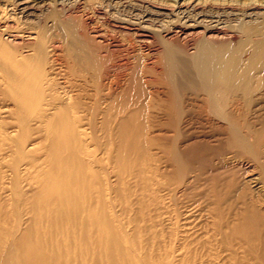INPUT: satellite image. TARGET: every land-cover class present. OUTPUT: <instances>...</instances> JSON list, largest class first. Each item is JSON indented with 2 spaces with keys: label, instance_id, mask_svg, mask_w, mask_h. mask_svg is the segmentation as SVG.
Segmentation results:
<instances>
[{
  "label": "bare ground",
  "instance_id": "6f19581e",
  "mask_svg": "<svg viewBox=\"0 0 264 264\" xmlns=\"http://www.w3.org/2000/svg\"><path fill=\"white\" fill-rule=\"evenodd\" d=\"M109 1L139 43L165 35L153 81L98 77L66 24L56 54L58 21L22 45L0 26V264H264V2Z\"/></svg>",
  "mask_w": 264,
  "mask_h": 264
},
{
  "label": "rangeland",
  "instance_id": "374dc122",
  "mask_svg": "<svg viewBox=\"0 0 264 264\" xmlns=\"http://www.w3.org/2000/svg\"><path fill=\"white\" fill-rule=\"evenodd\" d=\"M19 1L20 0H14V2H13V0H10V1L7 0V2H6V0H0V3H1L0 9L3 10L4 6H9L10 9L12 8V11H14L17 7V4H14V3H18ZM32 1L34 2V4ZM48 1H49V3H48ZM75 1L72 0L69 3L63 2V5H62V0H47V1H45V0L44 1L43 0H30L29 1L30 6H31V8L33 7L32 9H33L34 14H35V16L29 18L30 20L28 19L29 21H31L30 23L28 20H24L22 18L20 19L18 15L16 16V12L14 11V16H13L14 20L13 19H12V21L2 20L0 22V26L10 27L11 32L13 34L19 36V38H20L17 41V43H18L17 45H22V44L26 43L25 41H23L24 40L23 37H25L24 35H26V33H28V31L31 30V31H34V33L37 32V30H35L37 23L35 24V22H38L41 19L42 22L48 27V25L51 26V24L54 21H58L57 23L60 26L59 27L60 30L59 31H51L50 34H48V39L51 42H53L51 45L58 47L56 54H58V53H59L58 55L62 54L61 53L63 50L62 48L66 42V39L64 38V34H63L64 33L63 29L65 27L64 24H66L69 27V29H71V31H73L72 35L74 36V39L76 41L83 43V44H86V45L90 46L91 48L96 47L98 49L99 46L102 47V48H99L97 50V52L99 51L98 55L101 56L102 58L105 57L104 60L106 59V61H109V62L104 61V62L100 63L101 65H99V68L101 69V71L99 68L97 69L98 70L97 71L98 77L101 75L104 76V74L105 73L107 74V72L110 74H113L112 72L116 71L118 65H120V67H119L120 69L118 68L119 72H122L120 74L129 75L132 73H136L138 80H140L142 83H146L147 81H153L154 78L156 77V75L151 74L149 70L156 67L155 72L159 73L162 70L163 62H165V59H162V53H163L162 38H164L165 35L161 34L162 38L156 37V39H155L153 37V39L148 40L146 43H139L136 40L137 37H134L130 33L127 34V33L123 32V30L118 29L119 27L125 26V24H126L123 21V20L127 19L125 17H128L126 11L123 12L121 9H119V11H118L117 8H114L115 10L114 9L112 10L113 6L109 0H103V1L102 0H94V1L93 0H83V1L77 0V2H75ZM108 1L110 2L111 5L107 4ZM130 1L131 0H129V1L128 0H125V1L122 0V1H120V3H122V2L125 3V2H130ZM140 1H142V0H140ZM236 1H237V2H235V3H237V4H235L236 7H239L241 10H244L250 4H255V3L257 4L260 2H264V0H242V1L236 0ZM37 3H38V5H37ZM42 3H44V4H42ZM102 3L103 4L105 3L106 5L105 4L103 5ZM35 4L38 6L39 9L35 8V7H37ZM41 6H43L42 9H41ZM97 6H100V7H97ZM100 8H101V10H100ZM55 10H56V12H55ZM106 10L108 13H106ZM110 10H111L113 15L111 14ZM44 11H45V13H44ZM100 12H102V13H100ZM115 12H116V14H114ZM118 12H120L121 14L119 15ZM110 14H111V16H110ZM36 15H37V17H36ZM60 16L62 18H60ZM112 16L113 17L116 16V18H112ZM118 16H120L121 18ZM59 18H60V21H59ZM41 20L38 23H40ZM63 20H64V22L61 23ZM7 22H9V23H7ZM32 23H34V24H32ZM75 23H76V25H75ZM7 24H9V25H7ZM25 24L26 25L29 24V25L26 26ZM60 24H62V25H60ZM117 24H118V26H117ZM73 25H75V26H73ZM233 25H236V24L229 23V27H232ZM50 26L48 28H50ZM79 26H81V27H79ZM55 32L57 33L56 36H54ZM22 33L24 35H21ZM81 33H82V36H81ZM97 34L99 35V37H97L98 36ZM49 35H51V36L49 37ZM81 37L83 38V40ZM86 38H88L89 40ZM159 39H160V41H159ZM180 40L181 39H179L177 43L182 48V45L185 46V44L183 43V40H181V42H180ZM187 41H189V40H187ZM221 41L224 44H228L229 47H237V45H240V43L242 41V37L239 33L232 31L226 37H224ZM21 42H22V44H21ZM191 45H192V43L189 42V44L188 43L186 44L185 48L187 50H190L192 48ZM103 47L106 50H104ZM109 57H110V60H109ZM61 62H62V60H61ZM113 64H115L114 65L115 68L113 67ZM159 65H160V67H159ZM106 66H108V67H106ZM113 68H114V70H113ZM102 70H103V73H102ZM61 71L64 72V70H61ZM99 72H100V74H98ZM149 88H152L153 90L154 89L161 90L160 86L159 87H155V86L150 87L149 86ZM188 98L195 99L191 95L188 96ZM189 102L195 103L197 106L204 108L203 104L200 103L201 102L200 100H198V102L194 101V100L189 101ZM256 109H258L257 106L250 107L249 113H250V111H256ZM249 115H250V117H252L251 114H249ZM206 123L207 122L203 121L202 122L203 127H201V128L199 127L200 129H198L197 131H202L203 133H207V134L212 133V126H210V123H208V124H206Z\"/></svg>",
  "mask_w": 264,
  "mask_h": 264
}]
</instances>
